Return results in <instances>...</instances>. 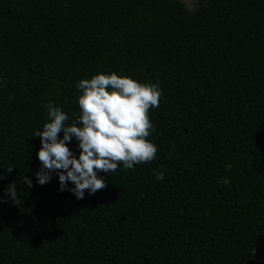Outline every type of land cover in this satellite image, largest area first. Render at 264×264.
Masks as SVG:
<instances>
[{
    "label": "trees",
    "instance_id": "1",
    "mask_svg": "<svg viewBox=\"0 0 264 264\" xmlns=\"http://www.w3.org/2000/svg\"><path fill=\"white\" fill-rule=\"evenodd\" d=\"M98 72L158 83L157 153L77 199L32 134ZM0 174V264H264V0H0Z\"/></svg>",
    "mask_w": 264,
    "mask_h": 264
},
{
    "label": "clouds",
    "instance_id": "2",
    "mask_svg": "<svg viewBox=\"0 0 264 264\" xmlns=\"http://www.w3.org/2000/svg\"><path fill=\"white\" fill-rule=\"evenodd\" d=\"M77 88L80 92L77 98L80 111L73 123L66 125L68 114L48 101L44 106L48 119L42 129L32 135L39 137L41 144L37 151L41 162L35 172L37 183H48L55 171L59 190L67 189L77 199H83L85 190L95 194L106 187L98 172L112 174L121 164L127 171L137 164L150 163L155 159L157 147L147 139L156 130L149 110L159 107L162 91L158 83L139 82L115 72H98L90 78H82ZM12 98L10 95L9 100ZM61 132L62 137L59 136ZM73 137L78 141V155H74L68 147ZM168 155L171 157L172 152ZM225 167L231 170L232 165ZM7 171L11 172L12 167H7ZM165 175L164 169L155 172L158 181ZM230 182L228 177L220 180L224 185ZM23 183L32 187V181L27 176ZM17 191L16 184L11 183L5 195L18 205L21 199ZM254 253L255 248L250 255Z\"/></svg>",
    "mask_w": 264,
    "mask_h": 264
},
{
    "label": "rangeland",
    "instance_id": "3",
    "mask_svg": "<svg viewBox=\"0 0 264 264\" xmlns=\"http://www.w3.org/2000/svg\"><path fill=\"white\" fill-rule=\"evenodd\" d=\"M187 9L192 10L196 7V0H180Z\"/></svg>",
    "mask_w": 264,
    "mask_h": 264
}]
</instances>
